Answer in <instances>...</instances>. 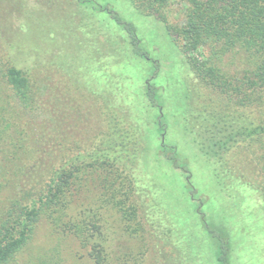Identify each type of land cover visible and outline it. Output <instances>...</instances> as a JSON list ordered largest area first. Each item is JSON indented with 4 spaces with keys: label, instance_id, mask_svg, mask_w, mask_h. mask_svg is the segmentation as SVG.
<instances>
[{
    "label": "trees",
    "instance_id": "trees-1",
    "mask_svg": "<svg viewBox=\"0 0 264 264\" xmlns=\"http://www.w3.org/2000/svg\"><path fill=\"white\" fill-rule=\"evenodd\" d=\"M173 1L132 0L142 13L165 23L192 72L207 87L189 106L194 121L188 128L200 150L215 162L222 180L249 185L264 197V0H185L182 22L169 18ZM87 2L0 0V78L22 116L27 112L42 116L36 124L26 121L36 142L28 151H21L23 143L7 134L9 126L0 130V142L11 137L15 149L9 150L11 157L9 153L3 157L14 174L3 176L10 187L0 207V264H8L29 242L42 215L62 231L74 233L93 264H113L105 227V214L110 213L119 216L123 231L136 240L140 253H155L156 264L197 262L201 250L202 256L209 251L214 264H231L226 227L201 216L204 234L214 243L208 249L203 236L197 244L184 239L180 246L171 228L161 229L170 220L161 216L165 197L154 180L148 182L139 174L155 133L144 126L141 115L147 117L157 106L155 93L143 85L148 104L142 103L141 115L137 114L133 104L140 87L125 71L113 69L115 65L129 69L137 63L136 54L143 58L147 54L137 46L133 24L123 22L109 6L91 8ZM66 4H76L77 11L72 13ZM98 10L111 14L128 35L92 34L88 20ZM80 11L87 13L86 21L81 17L85 23L79 22ZM69 22L71 27L65 28ZM73 44L90 49L88 64L97 63L96 70L86 75L87 63L78 61L79 56L66 58ZM233 49L244 53L246 66L239 71L224 61ZM52 66L69 81L59 78L57 84H50ZM69 83L71 90L66 88ZM73 90L79 96L70 97ZM155 122L163 132L161 119ZM159 150L171 151L167 159L182 168L175 146L163 143ZM25 151L29 160L19 155ZM4 185L0 182V189ZM172 242L175 254L166 250Z\"/></svg>",
    "mask_w": 264,
    "mask_h": 264
},
{
    "label": "rangeland",
    "instance_id": "rangeland-1",
    "mask_svg": "<svg viewBox=\"0 0 264 264\" xmlns=\"http://www.w3.org/2000/svg\"><path fill=\"white\" fill-rule=\"evenodd\" d=\"M30 3L35 4L36 0H30ZM66 5L71 8L72 13L77 11L76 4ZM86 5L91 8L97 5L109 6L123 22L133 24L139 39L137 46L147 54V58L136 54L135 62L137 63L131 65L129 69L125 67L121 70V65H115L113 69L119 72L125 71L136 81L135 87H140L143 91L140 90V97H136L138 102L133 104L137 114L141 115L142 103L148 104L147 97L143 96L145 95L143 85L148 84L155 93L157 106L147 117H144L145 113L141 115L144 126L147 129L151 127L155 133L150 136L148 142L150 150L146 161L140 166L139 174L148 182L154 180L160 193L165 197L164 212L162 211L161 216H168L170 220L167 219L161 229L166 231V228H171L173 237L179 236L180 246H183L184 239L197 244L203 236L201 239L204 240L203 243L208 249L209 246L210 248L214 246V243L213 239L208 238L202 229V217H205L209 223L221 229L224 227L228 229L231 264H264V197L260 191L249 185L233 182L229 178L222 180L217 175L215 162L200 150L195 133L188 128L194 121L189 115V106L195 105L200 95L208 90L192 72L179 44L169 34L165 23L154 15L142 13L132 0H88ZM185 6V0L173 1L169 9V18L172 22L184 21ZM16 12L19 16L22 14V10ZM77 15L81 23H85L88 19L87 13L82 15L80 11ZM93 15L88 20L92 23V34L103 31L113 38L112 33L116 31L128 35L127 30L111 18V14L106 11L98 10ZM81 17L85 21H81ZM71 25L69 22L65 28ZM52 48L55 52V46ZM69 48L70 50L65 54L66 58L72 60L79 56L78 61L87 63L84 71L86 75L96 70L97 63L94 67H89L88 59L91 52L88 47L79 48L73 44ZM224 61L233 71H239L246 66L244 53L240 49H233L226 53ZM55 69L56 67L52 66L53 77L48 79L50 84H57L59 78L63 81L66 78L69 81V77L58 74ZM87 77L83 78L87 79ZM66 88L71 90L72 85L69 83ZM75 94L79 96L80 93L73 90L69 96L75 97ZM132 96L130 95V99L133 98ZM41 118L38 112H27L22 116L16 102L11 98L0 78V130L9 126L7 134L13 135L16 143H23L21 151L22 149L28 151L36 144L34 133L26 121L36 124ZM155 119H161L163 132H160V125L155 122ZM5 138H2L0 142V162H2L0 182L5 183L0 189V207L10 187L3 176L5 174L11 177L14 174L13 166H6L3 157L5 153H9L11 157L13 154L10 155L9 150L14 151L15 149L10 144L12 138ZM163 143L175 146L178 151L177 161L183 164L182 168L176 167L171 160L167 159L168 156H172L171 151L159 150V145ZM26 151L19 155L22 159L29 160ZM168 212L170 215L167 214ZM157 216L160 217V213H157ZM105 218L107 222L105 227L109 236L108 251L113 264L125 263L126 260L127 264H156L155 253L149 250L145 251V254L140 253L136 240H131L125 234L117 214H105ZM168 237L171 241L175 240L170 239V235ZM161 244L162 248L163 242H160ZM127 245L131 247L127 248ZM166 250L170 254H175L174 242L166 244ZM187 252L190 256L192 255L191 252ZM202 255L201 250V254H196L197 262L190 260L188 264H199L198 262L214 264L208 250L204 256ZM8 264H93V261L87 248L82 246L80 239L74 233L62 231L46 215H42L29 242Z\"/></svg>",
    "mask_w": 264,
    "mask_h": 264
}]
</instances>
